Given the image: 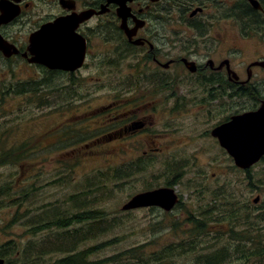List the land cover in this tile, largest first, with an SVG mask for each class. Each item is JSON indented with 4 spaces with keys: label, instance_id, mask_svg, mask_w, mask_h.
Returning a JSON list of instances; mask_svg holds the SVG:
<instances>
[{
    "label": "flooded vegetation",
    "instance_id": "1",
    "mask_svg": "<svg viewBox=\"0 0 264 264\" xmlns=\"http://www.w3.org/2000/svg\"><path fill=\"white\" fill-rule=\"evenodd\" d=\"M257 1L260 7L249 0H0V17L8 19L0 24V37L17 49L10 56L0 50V64L18 61L43 68L30 61L29 38L39 36L40 45L45 33L53 50H68L70 60L79 62L69 70L44 67L63 74L71 91L89 82L101 84L105 74L90 81L85 74L105 70L113 95L95 107L96 126L86 122L81 130H114L116 141L145 134L147 149L139 158L144 161L153 152L164 156L167 179L155 188H173L177 206L187 173L200 181L217 162L225 171L232 166V157L211 131L264 105V66L259 64L264 62V0ZM242 44L252 48L249 57ZM183 110L188 125L181 120ZM67 134L64 147L72 150ZM154 137L161 147L152 146ZM211 148L226 154L225 160L211 155ZM133 157L129 162L136 164ZM174 163L181 170L186 166L187 173Z\"/></svg>",
    "mask_w": 264,
    "mask_h": 264
},
{
    "label": "rangeland",
    "instance_id": "2",
    "mask_svg": "<svg viewBox=\"0 0 264 264\" xmlns=\"http://www.w3.org/2000/svg\"><path fill=\"white\" fill-rule=\"evenodd\" d=\"M241 46L249 57L252 48L246 44ZM47 71L44 67L35 68L22 65L18 61H10L8 66L0 64V150L18 147L20 144H25L28 150L27 158L18 165L7 164L6 161L0 163V187L7 188L11 184L9 192L11 197H16L14 202L10 197H2L6 191L0 189V244L15 241L18 245L25 246L32 242L35 245L33 250L28 248L25 255L16 253L6 256L10 264H60L57 262L60 258L99 244H103L102 247L91 251L87 255L88 260L103 259L135 246H140L138 251L143 255L161 250L165 246L177 248L183 239L193 235V224L186 222L189 213L193 215L200 211L199 202L211 205L206 191L224 184H228V188L234 193V201L237 200L241 206L243 204L244 209L251 210L253 222L257 219L256 215L263 211L264 186L257 183V180L264 171V158L246 170L237 168L232 162L231 168L225 171L224 166L217 162V165L210 166L205 178H200L203 179L200 181L199 176L191 177L192 174L187 173L186 166H182L181 170V166L174 163L175 167L187 174L178 187L181 202L171 212L157 208L122 210L121 206L135 193L164 184L167 179L162 172L164 156L160 152H153L150 157L149 153L146 155L144 161L147 160V163L140 160L142 151L147 149L143 146L145 134L136 135L134 138L125 136L116 141L114 130H81L86 122H89L90 127L96 126L92 123V120L98 118L95 107L109 103L108 96L113 95L114 87L108 86L110 78L105 70L102 73L92 68L85 74L88 81L97 74H105L101 78L102 86L89 82L75 86L73 91L67 86L63 74L48 71L46 76ZM44 78L49 80L48 87L39 85L36 91L25 94L9 93L12 86L29 85L31 82L37 84ZM49 89L50 93L45 92ZM71 94H83L84 98H72ZM41 101H47L50 106H38ZM186 114L187 110L181 113V120L185 122L183 125L190 123ZM66 130H70L67 131V138H72L74 142L72 150H68V146L64 147ZM157 132L161 130H151V134ZM59 134L62 136L60 140L56 139ZM154 140L152 146L161 147L160 138L154 137ZM134 144L137 148H134ZM209 151L211 155L225 160L226 154L219 149L211 148ZM134 155L138 160L136 164L129 162ZM206 160L201 158L204 163ZM113 169H119L118 177L106 184L109 188H93L89 195L91 200L84 202L85 206L91 204L93 209L102 210L103 217L100 221L110 219L109 225L112 226H106L103 221L87 231L90 228L86 227V221L74 223L70 226L71 230L82 227L85 230L80 231L77 235L81 236L74 237L69 244L59 242L68 238L67 236L56 235L64 231L52 227L41 230L37 228L36 222L48 218L52 209L57 210L58 215L68 212L71 216L70 213L76 208L71 206L72 201L68 198L80 189H87V181L96 180L93 174L100 171L112 172ZM135 169L137 170L133 172ZM121 171L128 172V176L120 177ZM211 172L215 180H212ZM218 180L222 182H216ZM201 196L206 197L200 199ZM256 197L259 199L254 202ZM215 202L217 210H212L216 214L224 213L227 208L222 205L223 201ZM41 203L46 205L43 209L40 207ZM257 226L262 228L264 223L260 222ZM228 227L229 223L220 219L209 225L208 230L213 235L215 232H225ZM262 235L264 236L263 232ZM58 243L61 244L55 246ZM66 245H69L68 254L56 251L39 258L32 256L37 250L40 252L45 249L50 252ZM180 258L182 256L177 257L178 260ZM235 262L234 260V264H242Z\"/></svg>",
    "mask_w": 264,
    "mask_h": 264
},
{
    "label": "trees",
    "instance_id": "3",
    "mask_svg": "<svg viewBox=\"0 0 264 264\" xmlns=\"http://www.w3.org/2000/svg\"><path fill=\"white\" fill-rule=\"evenodd\" d=\"M48 74L49 72L47 71L46 76ZM48 83L49 80L44 78V80H40L37 84L36 82H31L29 85L21 84L14 87L12 86L9 88V93L13 92L14 94H25L27 92L36 91L37 88H39V85L40 87L45 85L48 87ZM45 92L50 93V89ZM46 99H48L47 96ZM39 103L40 104L38 106L40 107L50 106V103L47 101H41ZM27 156L28 150L26 145L20 144L18 147L0 150V163H2V161H6L7 164L18 165L20 161L26 159ZM135 171L136 169L133 172ZM118 172L119 169L116 171L113 169L112 172L100 171L93 174L96 180H88L85 184L87 189H80L68 198V200L70 199V201H72L71 206H75L76 208L75 210H72V213H70L71 216L66 212L58 215V211L56 210V212L52 209V214H50L48 218H45L42 222H36L37 228L41 230L43 228L52 227L55 228V230L64 231L63 233H56L55 231V233L58 236H67L68 238L59 242L69 244L72 239H75L74 237L81 236L77 235L80 231L85 230L84 227L74 228L71 230L72 227L70 226L74 223L86 221V227L88 226V228H90L87 231H90L95 224L103 223V221H105L106 226L111 224L110 219L103 221L101 219L100 221V218L103 217L102 210L93 209L91 204L85 206L84 202L91 200L89 195L93 188L95 190L96 188H104L107 190L109 187L106 186V184L118 177ZM119 175L120 177L128 176V172L121 171ZM257 183L264 186V171L262 172L261 177L257 180ZM10 187L11 184H9L7 188H5V186L0 187V189L3 188L4 191H6L2 197H10L14 202L16 201V197H11V192H9L11 189ZM206 192L207 195L210 196L209 201L212 203V206L210 204H206L207 202H199L198 207L200 211L193 215L189 213V217L186 219V222H191V224H193L194 228L191 230L193 235L183 239L177 248L165 246L161 250L143 255L141 251H138L140 246H135L122 250L117 254L104 257L103 259L88 260L87 255H89L93 250L100 249L103 244H99L91 248L81 249L71 256L68 254L69 245H66L63 246V248H57L56 250H54V248V251L52 250L50 252H47L45 249L40 252L37 250L32 253V256L39 258L46 253L56 251L68 254L57 261L60 264H234V260L236 261L235 263L241 262L242 264H264V236L262 235V232L264 233V226H262V228L257 226L260 222L264 223V209L256 215L257 219L253 222L251 210L244 209L243 204L241 206V203L237 200H233L234 193L230 191L228 184H224L218 188L209 189ZM205 197L201 196L200 199H204ZM220 200L223 201L222 205H224L227 209L224 213L216 214L214 211L217 210L215 201ZM45 206V203H41L40 207L43 209ZM212 208H214V210H212ZM242 209H244V211H241ZM216 215L220 216L216 217ZM51 217L55 218L51 219ZM220 219L228 222L229 227L225 232H215L212 235V233L208 230L209 225ZM94 220L97 221L95 222ZM229 240L231 241L228 242ZM61 243H58L55 246H59ZM33 246H35L34 242L25 246L18 245L15 241L2 243L0 244V256L6 258V256L16 253H19L20 255L23 253L25 255L28 248L33 250ZM181 256L182 258L178 260L177 257ZM175 259L179 262L175 261ZM7 261V264H10L9 260Z\"/></svg>",
    "mask_w": 264,
    "mask_h": 264
},
{
    "label": "water",
    "instance_id": "4",
    "mask_svg": "<svg viewBox=\"0 0 264 264\" xmlns=\"http://www.w3.org/2000/svg\"><path fill=\"white\" fill-rule=\"evenodd\" d=\"M249 1L253 6L260 7L257 0ZM7 21L8 19L4 16L0 17V24ZM47 29L48 25H44L43 31H47ZM42 34L40 45H38L39 36L31 35L29 38V50L34 56L30 61L38 62L48 69L69 70L79 65V62L73 63L70 60L71 54L68 50H53L51 42H49L50 38L45 33ZM0 50L6 56L17 53V49L1 37ZM259 64L264 66V62ZM211 133L218 139L220 146L232 157L237 168L242 170L250 168L264 156V105L256 111L232 117L229 122L216 127ZM258 199L256 197L254 202H257ZM177 201L178 198L173 188L160 187L134 194L121 206V209L127 211L156 206L164 211H170ZM0 264H4L2 258H0Z\"/></svg>",
    "mask_w": 264,
    "mask_h": 264
},
{
    "label": "bare ground",
    "instance_id": "5",
    "mask_svg": "<svg viewBox=\"0 0 264 264\" xmlns=\"http://www.w3.org/2000/svg\"><path fill=\"white\" fill-rule=\"evenodd\" d=\"M0 258H2V257H0ZM3 259V258H2ZM3 261H4V259H3ZM4 264H5V261H4Z\"/></svg>",
    "mask_w": 264,
    "mask_h": 264
}]
</instances>
